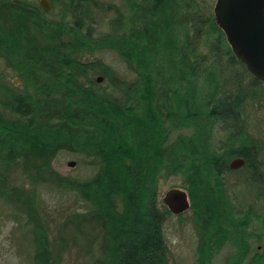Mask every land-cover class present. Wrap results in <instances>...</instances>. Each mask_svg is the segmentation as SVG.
<instances>
[{"label": "trees", "instance_id": "1", "mask_svg": "<svg viewBox=\"0 0 264 264\" xmlns=\"http://www.w3.org/2000/svg\"><path fill=\"white\" fill-rule=\"evenodd\" d=\"M122 1L96 33L98 0H51L50 10L38 0H0V58L21 80L16 86L0 70V200L11 207L3 215L14 237L25 240L19 253L32 264H61L85 238V253L98 247L90 264H167L165 221L188 210L198 236L194 264H209L225 244L223 264H264V210L240 205L225 184L230 159L242 156L244 182L264 198L261 146L244 117L264 80L233 54L213 0ZM99 50L114 52L135 77L86 57ZM223 57L241 64L240 79L226 80ZM216 125L224 132L218 142ZM62 150L94 155L96 171L62 174L53 165ZM16 171L28 185L14 182ZM169 176L188 193L181 213L157 199ZM45 186L83 203L55 231Z\"/></svg>", "mask_w": 264, "mask_h": 264}, {"label": "rangeland", "instance_id": "2", "mask_svg": "<svg viewBox=\"0 0 264 264\" xmlns=\"http://www.w3.org/2000/svg\"><path fill=\"white\" fill-rule=\"evenodd\" d=\"M99 9L94 10L95 14V32L105 31L108 27V19L113 15L112 7L118 6L123 8L122 0H98ZM214 3V0H213ZM108 9L106 6H109ZM52 8V7H51ZM202 49H204L202 47ZM87 58H102L103 61L111 64L118 74L128 80L135 77V73L129 70L125 63L111 50H99L88 53ZM223 67L226 71V80L232 81L240 79L244 74L243 68L239 63H231L227 57H223ZM0 70L4 72L7 79L20 86V77L15 70L7 65L5 60L0 58ZM100 75L95 74L94 76ZM229 78V79H228ZM102 86L107 84V81L102 78L98 81ZM244 117L248 122L247 130L253 137L254 141L261 146L259 158L264 161V83H261L260 92L256 99H249L244 106ZM215 141H219L224 132L218 125L213 130ZM94 155L75 152L71 150L60 151L53 162L54 167L64 175L72 178H87L92 175L96 169ZM73 160L74 164L69 165L68 161ZM14 182L17 184L28 185V181L19 171L12 172ZM244 173L240 168H236L225 174V184L229 193L235 196L240 205L248 207V204L257 210H264V198L259 197L256 190L248 187L244 182ZM182 180L179 177L169 176L162 178L158 183L157 199L161 204L163 193L173 185H179ZM180 187V186H179ZM43 195L42 204L49 220L50 226L55 231V227L65 217L66 214L75 210L83 209V203L73 193L69 191L58 190L49 186H45L41 191ZM11 208L5 202L0 200V264H32L27 256L19 250L25 245V240L15 238L12 233L14 222L11 218L3 215L5 209ZM189 211L182 216L170 215L165 221V234L168 242V263L167 264H194L197 256V231L191 220L187 217ZM3 215V216H2ZM257 225V221H253L249 228ZM84 239H79L77 245H70L64 252L61 264H90L98 255V247L95 244L93 251L90 254L85 253ZM254 245L261 248V244L252 240ZM22 249V248H21ZM230 246L225 244L220 251L216 253L209 264H223L224 260L230 253Z\"/></svg>", "mask_w": 264, "mask_h": 264}, {"label": "water", "instance_id": "3", "mask_svg": "<svg viewBox=\"0 0 264 264\" xmlns=\"http://www.w3.org/2000/svg\"><path fill=\"white\" fill-rule=\"evenodd\" d=\"M38 2L45 10L52 7L51 0ZM213 13L235 57L254 77L264 80V0H214ZM101 78V75L96 76L97 81ZM244 162L242 156H235L229 167L235 169ZM68 164L73 165L74 161L69 160ZM161 202L173 213H181L190 207L186 189L179 186L168 188Z\"/></svg>", "mask_w": 264, "mask_h": 264}, {"label": "flooded vegetation", "instance_id": "4", "mask_svg": "<svg viewBox=\"0 0 264 264\" xmlns=\"http://www.w3.org/2000/svg\"><path fill=\"white\" fill-rule=\"evenodd\" d=\"M231 159H232V158H231ZM231 159H230V160H231ZM229 162H230V161H229ZM244 164H245V162H244ZM241 166H242V165H241ZM241 166H239V167H241ZM239 167H237V168H239ZM235 169H236V168H235ZM160 201H161V199H160ZM161 203H162V202H161Z\"/></svg>", "mask_w": 264, "mask_h": 264}]
</instances>
